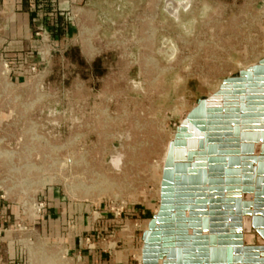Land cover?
Returning <instances> with one entry per match:
<instances>
[{
    "label": "rangeland",
    "instance_id": "374dc122",
    "mask_svg": "<svg viewBox=\"0 0 264 264\" xmlns=\"http://www.w3.org/2000/svg\"><path fill=\"white\" fill-rule=\"evenodd\" d=\"M256 1L90 0L67 42L77 60L57 59L48 78L56 87L2 94V111H15L0 123L5 206L59 187L119 222L109 237L112 251L124 236L136 244L140 264L143 229L160 204L161 165L177 126L263 50L264 10L253 7ZM0 218L9 230L13 218ZM29 252L30 264H72L51 248Z\"/></svg>",
    "mask_w": 264,
    "mask_h": 264
},
{
    "label": "water",
    "instance_id": "95a60500",
    "mask_svg": "<svg viewBox=\"0 0 264 264\" xmlns=\"http://www.w3.org/2000/svg\"><path fill=\"white\" fill-rule=\"evenodd\" d=\"M160 194L142 264H264V57L187 113Z\"/></svg>",
    "mask_w": 264,
    "mask_h": 264
},
{
    "label": "crops",
    "instance_id": "0c3cea01",
    "mask_svg": "<svg viewBox=\"0 0 264 264\" xmlns=\"http://www.w3.org/2000/svg\"><path fill=\"white\" fill-rule=\"evenodd\" d=\"M89 1L54 0L58 14L43 16L36 12V0H0V59H6L10 64L9 74L2 75L0 68V90L8 82L18 89L29 87L34 78L30 65L38 67L51 77L57 71V59L64 57L74 61L69 55L71 48L68 47L66 51L63 48L74 31L75 18L85 12L84 9ZM253 4L254 8L264 10V0H257ZM262 23L264 32V20ZM38 32L50 34L52 57L45 54V47L37 35ZM263 57L264 47L259 57L241 66L238 73ZM3 103L1 101L0 106ZM11 117L12 109H9L8 113L0 112V122ZM38 195L47 201L44 213L37 220V229L47 243L66 245L78 264H135L133 254L136 244H130L124 236L121 237L122 245L118 250L108 253L102 252L86 241L89 236L111 237L115 232V224L119 222L112 219L108 212L101 211V219L94 221L93 205L70 200L59 187H44ZM0 214V217H6V220L8 217H12L13 220L18 219L19 207L17 205L6 207L0 197ZM3 225H0V264H17L19 256L17 237L13 235L14 229H11V226L6 230ZM251 236V241L245 240L246 245H256L257 234Z\"/></svg>",
    "mask_w": 264,
    "mask_h": 264
},
{
    "label": "built area",
    "instance_id": "2783aa9c",
    "mask_svg": "<svg viewBox=\"0 0 264 264\" xmlns=\"http://www.w3.org/2000/svg\"><path fill=\"white\" fill-rule=\"evenodd\" d=\"M35 9L39 15H43V16L44 15L55 16L58 14L57 10L55 9L54 0H36ZM37 35H39L41 41L44 44L45 54L48 57H52V55H51L52 45H51L50 34L44 33V32L43 33L38 32ZM67 42H68V39L66 40V43L64 45V48H63L64 51H66L68 49V43ZM0 68L2 69V72H1L2 75L9 74L10 64L6 59H0ZM29 68H30L34 78H33L32 84L25 89L35 88L36 90L40 89L43 92V91H46L52 87H56L55 82L48 79L49 77L45 71L40 70L38 67H36L34 65H30ZM9 89L15 90L18 88L12 87L9 84V82L6 83L4 85V87L0 90V102L5 101V99H3L4 95H2V94L5 93V91L9 90ZM15 99L17 100L18 97H15ZM15 99H13V100L15 101ZM1 111H2V108L0 106V112ZM14 116H15V111H14V109H12L11 119H13ZM11 119L6 120L7 123ZM3 121H1L0 123H2ZM7 123H5V124H7ZM178 127L179 126H177V128ZM18 207H19V212H20L19 218L14 219L13 223L11 224V229H14V232L15 231H18L20 233L22 232V234H21L22 238H21V236H18L16 239L17 244H18V248H19V256H18L17 264H30L29 258H28V255L30 253L29 250H30V248L32 249L34 245H36V246L39 245V247L42 249H47V248L48 249H50V248L54 249L56 254L58 256H60L62 259L66 258L67 256H70L69 261H71L72 264H78L75 257L70 254L69 248L66 245L47 243L43 239L41 234L39 233V231L37 229V220L44 213V210L47 207V201L46 200L40 198V196L38 194L33 193L28 198H25L24 200H20ZM101 215L102 214H100L99 212H93V220L98 221L102 217ZM115 216H117V214ZM8 218L10 219V217H8ZM8 218H7V220L10 221ZM86 241L89 244H92L93 246L99 248L100 250H102V252H105V253H108L109 251H112V249H114V247H112V245H111L112 243H111V239L109 237L92 238L91 236H89L86 239ZM114 244H115V246L117 245V243H114ZM140 264H141V262H140Z\"/></svg>",
    "mask_w": 264,
    "mask_h": 264
},
{
    "label": "bare ground",
    "instance_id": "6f19581e",
    "mask_svg": "<svg viewBox=\"0 0 264 264\" xmlns=\"http://www.w3.org/2000/svg\"><path fill=\"white\" fill-rule=\"evenodd\" d=\"M174 14H176L177 13V10L176 9H173V11H172ZM252 66V65H251ZM247 69V68H246ZM172 141V140H171ZM170 141V142H171ZM170 142H169V144H168V146H167V149H166V154H165V160H166V157H167V153H168V148H169V145H170ZM165 160H163V164L161 165V169L163 170V167H164V163H165ZM159 190H160V188H159ZM161 195V194H160ZM160 205V204H159ZM158 209H159V207H158ZM158 211V210H157ZM145 231V230H144ZM251 239H252V236L250 235V234H246V237H245V240L247 241V242H249V241H251ZM143 247V246H142ZM142 247H141V249H140V253H139V261L141 262V264H142Z\"/></svg>",
    "mask_w": 264,
    "mask_h": 264
},
{
    "label": "trees",
    "instance_id": "16d2710c",
    "mask_svg": "<svg viewBox=\"0 0 264 264\" xmlns=\"http://www.w3.org/2000/svg\"><path fill=\"white\" fill-rule=\"evenodd\" d=\"M71 52H69V55H70V57L71 58H73V59H76L77 58V49L76 48H71V50H70ZM77 60V59H76ZM79 62L82 64V65H85V63H84V61H82V59H79ZM92 66H97V64L96 63H94Z\"/></svg>",
    "mask_w": 264,
    "mask_h": 264
}]
</instances>
